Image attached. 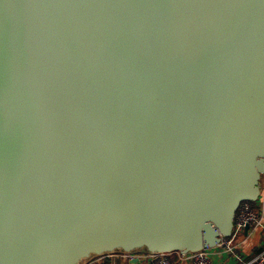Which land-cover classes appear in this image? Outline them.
I'll return each mask as SVG.
<instances>
[{"label": "water", "instance_id": "1", "mask_svg": "<svg viewBox=\"0 0 264 264\" xmlns=\"http://www.w3.org/2000/svg\"><path fill=\"white\" fill-rule=\"evenodd\" d=\"M263 178L264 0H0V264L213 249Z\"/></svg>", "mask_w": 264, "mask_h": 264}, {"label": "built area", "instance_id": "2", "mask_svg": "<svg viewBox=\"0 0 264 264\" xmlns=\"http://www.w3.org/2000/svg\"><path fill=\"white\" fill-rule=\"evenodd\" d=\"M246 226L254 230H260L264 236V214L255 208L254 202L242 203L236 215L233 234L228 238H224L217 247L199 253L173 252L157 254L148 252L149 261L147 264H179L180 262L216 264L215 258L223 255H228L239 264H264V246L249 260H245L238 250L242 245L241 239Z\"/></svg>", "mask_w": 264, "mask_h": 264}, {"label": "crops", "instance_id": "3", "mask_svg": "<svg viewBox=\"0 0 264 264\" xmlns=\"http://www.w3.org/2000/svg\"><path fill=\"white\" fill-rule=\"evenodd\" d=\"M261 196L255 202V208L264 214V178L261 182ZM242 245L239 251L242 253L245 260L251 259L264 246V236L260 230L250 228L242 235ZM148 252L146 249H138L133 252H124L121 250L105 253L102 255H93L82 261L81 264H147L149 261ZM216 264H239L228 255H223L215 258ZM179 264H190L189 262H180Z\"/></svg>", "mask_w": 264, "mask_h": 264}]
</instances>
